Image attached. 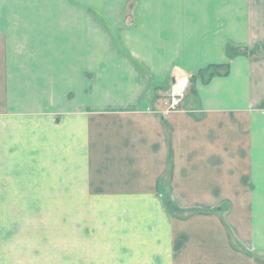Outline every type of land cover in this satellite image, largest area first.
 Masks as SVG:
<instances>
[{
	"label": "crops",
	"instance_id": "obj_1",
	"mask_svg": "<svg viewBox=\"0 0 264 264\" xmlns=\"http://www.w3.org/2000/svg\"><path fill=\"white\" fill-rule=\"evenodd\" d=\"M227 46L264 52V0H0V166L32 160L16 122L43 114L51 72L58 157L121 198L94 226L120 264H264V53ZM180 74L170 109L157 91Z\"/></svg>",
	"mask_w": 264,
	"mask_h": 264
},
{
	"label": "rangeland",
	"instance_id": "obj_2",
	"mask_svg": "<svg viewBox=\"0 0 264 264\" xmlns=\"http://www.w3.org/2000/svg\"><path fill=\"white\" fill-rule=\"evenodd\" d=\"M238 52L257 56L264 53L260 46L254 51ZM37 77L34 83L39 85L38 90H33L32 104L34 112L43 114L16 122L34 126L32 160L27 156L24 161L16 155L14 164L5 167L7 170L0 166L4 170L0 171V264H120L114 246L105 245L96 234L104 230L95 227L97 222L102 224L125 215L115 212L121 198L88 195L82 181L74 185L71 155L65 149L64 158L58 157L59 86L50 72L48 89L42 92ZM157 93L168 106L167 89ZM47 110L46 116L43 111ZM257 187L264 188V181H258ZM167 203L176 204L170 197ZM106 205H111L114 212L106 213Z\"/></svg>",
	"mask_w": 264,
	"mask_h": 264
},
{
	"label": "built area",
	"instance_id": "obj_3",
	"mask_svg": "<svg viewBox=\"0 0 264 264\" xmlns=\"http://www.w3.org/2000/svg\"><path fill=\"white\" fill-rule=\"evenodd\" d=\"M187 76L180 74L175 76L173 81L167 87L168 93V106L167 108H176L180 105L181 100L185 95Z\"/></svg>",
	"mask_w": 264,
	"mask_h": 264
},
{
	"label": "trees",
	"instance_id": "obj_4",
	"mask_svg": "<svg viewBox=\"0 0 264 264\" xmlns=\"http://www.w3.org/2000/svg\"><path fill=\"white\" fill-rule=\"evenodd\" d=\"M226 52L228 55L231 56V55L236 54L238 51L234 47L227 46ZM227 68H228V63L214 64V65L208 67V69H209L208 75L210 76L213 73L225 72V71H227Z\"/></svg>",
	"mask_w": 264,
	"mask_h": 264
}]
</instances>
